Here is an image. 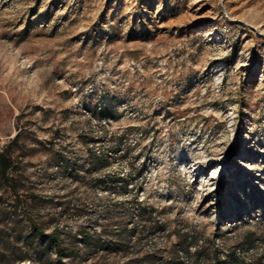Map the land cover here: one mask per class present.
<instances>
[{
    "label": "rangeland",
    "instance_id": "rangeland-1",
    "mask_svg": "<svg viewBox=\"0 0 264 264\" xmlns=\"http://www.w3.org/2000/svg\"><path fill=\"white\" fill-rule=\"evenodd\" d=\"M19 131L0 264H251L264 0H0V151Z\"/></svg>",
    "mask_w": 264,
    "mask_h": 264
},
{
    "label": "trees",
    "instance_id": "trees-1",
    "mask_svg": "<svg viewBox=\"0 0 264 264\" xmlns=\"http://www.w3.org/2000/svg\"><path fill=\"white\" fill-rule=\"evenodd\" d=\"M20 131L14 136V139L11 141V143L7 146H5L0 151V179L15 193L18 192L19 187V179L16 175H14L13 170L16 168V162L15 158L11 152L12 145L18 141L20 138ZM30 226L32 229L33 235H40L45 234L47 236V240L50 245H52L55 249V252L59 258H63L65 254H67L66 249L62 245V235L60 233V230L58 227L53 228L49 233L45 232V229L43 225L38 223L36 219H34L32 216H28ZM89 233L86 231H83L82 233V239L86 240ZM73 254L74 253H70ZM237 261V257L235 252L231 251L228 252L225 261H223L220 258H217L214 262V264H235ZM251 264H264V256H260L255 261H253Z\"/></svg>",
    "mask_w": 264,
    "mask_h": 264
}]
</instances>
